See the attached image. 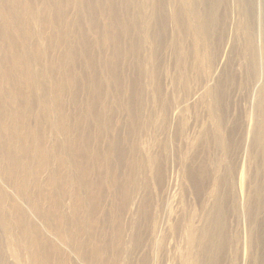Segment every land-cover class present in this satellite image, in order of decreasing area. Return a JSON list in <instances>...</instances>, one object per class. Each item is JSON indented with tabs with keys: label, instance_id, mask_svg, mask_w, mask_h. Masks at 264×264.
<instances>
[{
	"label": "bare ground",
	"instance_id": "bare-ground-1",
	"mask_svg": "<svg viewBox=\"0 0 264 264\" xmlns=\"http://www.w3.org/2000/svg\"><path fill=\"white\" fill-rule=\"evenodd\" d=\"M259 43L264 0H0V264H264Z\"/></svg>",
	"mask_w": 264,
	"mask_h": 264
},
{
	"label": "rangeland",
	"instance_id": "rangeland-1",
	"mask_svg": "<svg viewBox=\"0 0 264 264\" xmlns=\"http://www.w3.org/2000/svg\"><path fill=\"white\" fill-rule=\"evenodd\" d=\"M258 7V9H257ZM256 7V16H255V26L257 27H260V17L259 14H258V10L260 9V6H257ZM234 10H236V8H233ZM233 28L236 27L235 26V23L233 22ZM257 27V29H258ZM233 33H235L238 37V32H235L233 31ZM188 40V39H187ZM191 41L190 37H189V42ZM259 50L261 51L260 55V61L263 63L262 61V58H263V51H264V47H263V44L260 45L259 43ZM189 82H188V85L186 86V89H189V90H186V94L185 93H182L181 92L179 93V96L178 97H189V100L190 102H195L196 104H200L201 102H205V97H206V94L204 92V89H203V85H202V82H203V78L201 79L198 75H195V76H189ZM264 76L261 77L260 79V86L259 88H251L250 86H239L237 87L235 90H234V93L232 94V97L234 99L237 100L238 104H243V106H248L250 105V103L252 102H255V101H258L261 97L262 99L264 98ZM248 162V161H247ZM250 164V163H249ZM252 165V163H251ZM263 255L261 256L262 257V260L264 261V253H262Z\"/></svg>",
	"mask_w": 264,
	"mask_h": 264
}]
</instances>
